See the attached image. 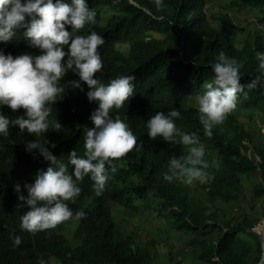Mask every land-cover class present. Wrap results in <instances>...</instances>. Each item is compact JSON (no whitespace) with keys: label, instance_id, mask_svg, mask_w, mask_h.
Masks as SVG:
<instances>
[{"label":"trees","instance_id":"trees-1","mask_svg":"<svg viewBox=\"0 0 264 264\" xmlns=\"http://www.w3.org/2000/svg\"><path fill=\"white\" fill-rule=\"evenodd\" d=\"M87 2L96 10V22L78 31L86 34L95 30L105 39L98 48L103 66L94 76L105 83L119 74L136 77L133 95L111 114L126 119L138 146L114 158L115 171H109L100 195H96L87 175L79 182L80 194L75 202L68 203L74 210L82 208L87 214L84 218H69L55 228L29 233L19 227V218L27 209L17 207L22 202L17 201L13 185L20 183L22 194L27 195L23 184L32 182L37 170L49 165L35 150L26 151L25 141L43 140L64 162L71 150L82 155L83 128L93 126L89 115L96 104L89 102L84 92L69 87L49 116L50 121L56 119L61 124V129L50 125L48 132L34 137L10 126L9 134L0 136V264H38V257L49 260V264H152L150 247L155 243L137 245L134 233L123 237L111 212L113 204L136 212L133 197L146 203L150 195L161 201L156 213L172 231L194 237V258L200 264H256L262 250L254 228L259 219H264V93L257 87L246 89L247 97L238 94L237 104L248 113L246 122L228 113L221 124L213 127L211 137L204 135L197 105L190 102L203 92V83L211 79V64L221 49L240 63L242 83L260 75L255 52L264 51V38L256 33L237 45L235 37L241 29L234 21V11L238 3L255 11L258 26L264 23V0H233L227 9L210 17L207 0H163L159 8L154 0ZM102 8L112 15L102 18ZM101 20L106 23L103 25ZM66 30L70 31L71 26ZM22 33L23 29L18 30L13 40L0 44V48L13 56L38 54L39 50L30 48ZM122 46L127 47V52L119 48ZM64 79L78 77L69 72ZM81 83L86 92L87 86ZM173 107L181 113L176 119L177 127L207 140L214 154L206 157L211 181L196 182L199 194H194L188 184L163 179L169 156L186 154L187 146L147 135L145 121L149 116ZM0 111L9 117L23 113V109L13 111L7 106H0ZM254 175L257 181L251 185L247 202H262L259 219L247 212L235 222L220 224L225 211L217 204H235L244 199L245 181ZM71 228L72 241L66 234ZM213 234L215 239L211 240ZM15 235L21 237V243L13 247Z\"/></svg>","mask_w":264,"mask_h":264},{"label":"clouds","instance_id":"clouds-1","mask_svg":"<svg viewBox=\"0 0 264 264\" xmlns=\"http://www.w3.org/2000/svg\"><path fill=\"white\" fill-rule=\"evenodd\" d=\"M154 3L159 8L163 0ZM95 17L96 10L89 7L87 0H0V44L10 42L23 29L28 46L39 50L38 54L24 52L13 56L0 48V106L13 111L23 109L22 114L14 117L0 111V136H7L10 126L34 137L48 132L50 125L61 129V124L56 119L50 121L49 116L69 87L84 92L88 101L96 104L89 115L93 126L83 128L82 155L71 150L64 162L43 140L25 141L26 151L35 150L49 165L38 169L32 182L23 184L27 195L22 194L20 183L13 185L17 201L22 202L17 207L27 209L19 218V227L29 233L55 228L69 218H84L87 214L82 208L74 210L68 203L75 202L80 194L79 182L87 175L96 195H100L109 171H115L114 158L137 145V137L126 119L111 114L133 95L135 75L119 74L106 83L94 76L103 66L98 48L105 39L95 30L86 34L78 31L86 24H94ZM66 26H71V30H66ZM255 59L260 75L242 83L238 60L223 49L218 51L211 64L213 75L196 96L198 120L205 136L211 137L213 127L236 107L238 94L247 97L246 89L257 87L264 93V51H256ZM69 72L78 79L65 80ZM81 82L87 86L86 92ZM180 116L178 108L173 107L166 112L156 111L145 121L150 139L159 137L173 145L178 142L187 146L186 154L169 156L163 179L188 185L208 183L212 175L204 158V145L195 132L177 127L176 119ZM12 241L16 247L21 237L15 235ZM38 264H49V260L38 257Z\"/></svg>","mask_w":264,"mask_h":264},{"label":"rangeland","instance_id":"rangeland-1","mask_svg":"<svg viewBox=\"0 0 264 264\" xmlns=\"http://www.w3.org/2000/svg\"><path fill=\"white\" fill-rule=\"evenodd\" d=\"M233 0H207L208 4L206 6L208 17L215 15L218 12L223 11L224 8L227 9L228 4ZM102 18L107 19L112 14L108 9L102 8L101 10ZM256 12L249 10L248 8L242 6L238 3L234 11V21L236 22L238 29H241L235 37L236 44H240L248 36L252 39L256 33L261 34L264 38V23H259L257 26L256 22ZM104 25L105 20H101ZM215 25L214 23H212ZM122 51L127 52V47H119ZM190 104L197 105L196 99H193ZM236 114L238 119L243 123L246 122L248 113L243 109V107L238 103L236 107L230 112ZM261 133L264 134V126L261 128ZM200 142L204 145L205 155L204 158L207 159V155H214L212 150L209 148L207 140L198 138ZM250 155V152H248ZM257 181V175L248 177L244 184V199L235 204H224L218 203L217 205L225 211V218L221 219L220 224L223 225L224 222H235V219L243 213L249 212L254 218L259 219L262 209L259 202L251 199L247 202V198L251 195V185ZM194 194H199L201 191L197 188L196 182L191 185ZM133 203L136 207V212H131L128 209L122 208L115 204L112 205L111 212L115 221V227L117 231L123 237L134 233L137 240V245H145L148 242L153 241L155 247H150V252L153 256L152 264H177L176 261H184L182 264H200L195 258L194 253L196 249L192 246L193 236L186 237L172 231L163 219L157 215L156 209L161 205V201L152 195L149 196L146 203H142L137 197H133ZM251 206V209H250ZM251 211H255L256 214L253 215ZM264 225V219H259L258 225L255 227L254 231L258 234H262V228ZM74 229H68L66 234L68 239L72 241ZM243 233L244 230H243ZM208 235L207 237H210ZM260 236V235H259ZM211 240L215 239V234L210 237ZM153 243V244H154Z\"/></svg>","mask_w":264,"mask_h":264},{"label":"water","instance_id":"water-1","mask_svg":"<svg viewBox=\"0 0 264 264\" xmlns=\"http://www.w3.org/2000/svg\"><path fill=\"white\" fill-rule=\"evenodd\" d=\"M262 257L257 264H264V239L261 240Z\"/></svg>","mask_w":264,"mask_h":264},{"label":"bare ground","instance_id":"bare-ground-1","mask_svg":"<svg viewBox=\"0 0 264 264\" xmlns=\"http://www.w3.org/2000/svg\"><path fill=\"white\" fill-rule=\"evenodd\" d=\"M262 234L258 232V235H260V238L261 240L264 239V225H263V228H262Z\"/></svg>","mask_w":264,"mask_h":264}]
</instances>
